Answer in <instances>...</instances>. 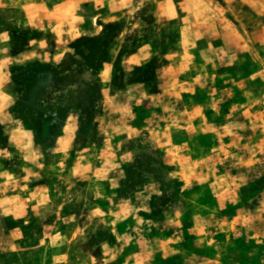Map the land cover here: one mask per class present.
<instances>
[{
  "label": "rangeland",
  "instance_id": "374dc122",
  "mask_svg": "<svg viewBox=\"0 0 264 264\" xmlns=\"http://www.w3.org/2000/svg\"><path fill=\"white\" fill-rule=\"evenodd\" d=\"M0 264H264V0H0Z\"/></svg>",
  "mask_w": 264,
  "mask_h": 264
}]
</instances>
